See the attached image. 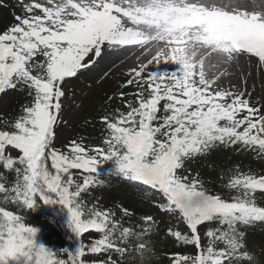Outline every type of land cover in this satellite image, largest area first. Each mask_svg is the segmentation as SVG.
<instances>
[{
  "label": "snow or ice",
  "instance_id": "obj_1",
  "mask_svg": "<svg viewBox=\"0 0 264 264\" xmlns=\"http://www.w3.org/2000/svg\"><path fill=\"white\" fill-rule=\"evenodd\" d=\"M0 9L11 16L0 28V105L21 97L15 115H0V264H264V243L250 240L264 228V0H0ZM130 56L121 106L111 107L116 94L104 101L101 143L58 146L77 82L102 62L98 79L111 78ZM161 62L180 69L146 71ZM213 155L260 167L208 163L217 189L193 167ZM107 161L151 211L87 203L110 183L97 173ZM37 200L67 208L81 240L74 254L37 245L18 214ZM157 239L172 250L158 252Z\"/></svg>",
  "mask_w": 264,
  "mask_h": 264
},
{
  "label": "rangeland",
  "instance_id": "obj_2",
  "mask_svg": "<svg viewBox=\"0 0 264 264\" xmlns=\"http://www.w3.org/2000/svg\"><path fill=\"white\" fill-rule=\"evenodd\" d=\"M10 3H14L15 0H9ZM10 22V15L8 14L7 10L0 9V28H2L5 24ZM119 64V62H117ZM135 66L134 64V56H130L124 64L120 65L119 68L114 69L113 76L108 79L99 80L98 78L102 74V71L107 70V65L105 62H102L100 67L96 70H94L93 73L89 74L88 76L81 79V81L77 82L76 88H75V100L70 101L66 110L65 119L68 120V126L64 127L60 131V139L58 140V145L66 144L68 140L72 138H78V137H85L86 139L82 142L92 146V145H99L101 143V137L103 135V127L99 131H94L95 129V121L91 120L89 121L88 113L91 109H93L94 103L98 99V93L97 87L101 88L105 87L106 85H109L112 95L116 94V98L114 101L119 102L121 104V101L119 99L117 88L119 84L125 80L127 77L121 73V68L124 70V72L127 71L129 67ZM180 69V66L173 62L168 63H159L155 65H149L147 68V72L156 76H164V75H170L173 72H178ZM257 78V93L260 90V84H259V73H256ZM132 88H125L123 91H133ZM99 91V89H98ZM13 94L7 98V101L5 104L0 105V115H3L6 112H9V100L12 98ZM88 109V110H87ZM85 121H88L87 124H85ZM103 126V125H102ZM11 155L14 157L17 155L16 152H12ZM236 162H242L244 164H251L253 168H256L259 170V165L251 160L250 157H236V156H220L217 157L216 155H213L212 157H209L208 162H200L198 165H193V167H199L201 172L204 174V177L206 180H210L208 178L210 174V169L208 168V163H212L215 166L220 167H227L230 164L236 163ZM113 173V172H112ZM211 175V174H210ZM100 178L106 182H110L108 185L95 188L90 193L93 195L94 199L101 201L110 207L116 209L118 211V208H116L117 205L123 204L125 206V202L132 203V205L135 206V201L133 199V195L140 197L142 199L143 204H145V207L147 211H151V208L149 206V201L140 193L139 190H137L135 187H133L129 183H125L119 178H116L115 176H112L111 174H99ZM217 189L219 186L216 184ZM137 205V204H136ZM10 206L16 207L14 204L10 203ZM43 211V214L46 215V219L50 216V211L45 210L42 205H40L36 211H32V217H35L38 214V211ZM56 222L52 221L47 223L48 225L52 226V224L55 225ZM53 225V226H54ZM52 226V227H53ZM50 227H47V232H49L51 235V238L49 240L45 241L47 243H51V246L53 245L51 242V239H54L56 236V230H50ZM256 234L253 232L250 234V240L254 241L257 245H260L264 243L262 239L255 236ZM58 244L55 243V245Z\"/></svg>",
  "mask_w": 264,
  "mask_h": 264
},
{
  "label": "trees",
  "instance_id": "obj_3",
  "mask_svg": "<svg viewBox=\"0 0 264 264\" xmlns=\"http://www.w3.org/2000/svg\"><path fill=\"white\" fill-rule=\"evenodd\" d=\"M10 20H11V16H10ZM99 89V91H98ZM102 91L100 90V87H97V92H99L98 94V99L97 101L94 103L93 105V109H91L89 111V121L94 120L95 121V130L94 131H99L101 130L102 124L100 123V116L103 115L104 109L107 107V105L104 104V101L107 99L108 96L112 95V91L109 87V85H106L105 87L101 88ZM21 100V97L19 94H13L12 98L9 100V112L12 115H15V112L18 111V106H19V102ZM121 106V104L119 102L116 101H112L111 107L115 108ZM88 110V109H87ZM59 146V145H58ZM220 166H216V171L219 170ZM224 167V166H223ZM115 170V164L112 161H107L104 162L102 164H100L97 167V173L99 174H111L112 172H114ZM216 171H212L210 169V174L208 176V178L210 179L209 181L216 186V184L218 185L217 179H216ZM6 175H8L9 181L10 182H14V174L12 173H6ZM94 188H92L89 193H85V200L87 201V203L89 205L96 203L99 206L102 207H110L109 205L98 201L96 199H94L93 195L90 193ZM133 199L135 201V206L132 205V203L129 202H125V207H129L130 209H135L137 215L144 213V212H148L145 204H143L142 199L140 197H137L135 195H133ZM37 203L40 205H42V207H44L45 210H49L50 211V216L48 219H46V215L43 214V211H38V214L35 217H32V211L29 210H22L21 212H18V214H23L26 216L27 222L30 224V226L34 227L37 230V234H36V243L39 246H43L46 249H49L51 251H57V250H67L68 252L71 253H75L78 248L80 247L81 244V240L80 238L72 231V229L69 226V212L67 210V208L63 207V205L57 203H51V204H45L42 201L40 202L39 200H37ZM137 204V205H136ZM5 207H7L9 210L12 211H17L16 207L10 206V203L7 205H3ZM36 211V210H35ZM54 221L56 222L55 225L52 224V226L48 225L47 223ZM47 227H50V230L55 229L56 230V236L54 239H51L52 242V246L51 243H47L45 241L49 240V238H51V234L49 232H47ZM255 233L257 237H259L260 239H262L264 241V228H260L257 227L255 230H252L251 233ZM250 233V234H251ZM96 238H99V234H93ZM85 241L88 240V237L85 236L84 237ZM55 245V243H57ZM156 248L158 252L164 253L167 251L172 250V246L162 240L157 239V244H156ZM58 256L60 258H64L67 259V254L65 253H61L58 251ZM88 259H91V257H86ZM9 264H16L15 261H10ZM160 264H167V258L166 257H162V259L160 260Z\"/></svg>",
  "mask_w": 264,
  "mask_h": 264
}]
</instances>
